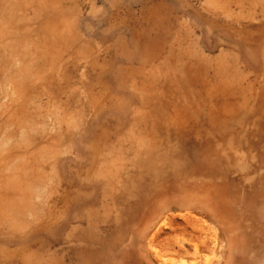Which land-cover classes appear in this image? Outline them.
I'll return each mask as SVG.
<instances>
[{"label":"rangeland","instance_id":"obj_1","mask_svg":"<svg viewBox=\"0 0 264 264\" xmlns=\"http://www.w3.org/2000/svg\"><path fill=\"white\" fill-rule=\"evenodd\" d=\"M0 264H264V0H0Z\"/></svg>","mask_w":264,"mask_h":264}]
</instances>
